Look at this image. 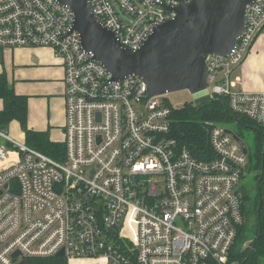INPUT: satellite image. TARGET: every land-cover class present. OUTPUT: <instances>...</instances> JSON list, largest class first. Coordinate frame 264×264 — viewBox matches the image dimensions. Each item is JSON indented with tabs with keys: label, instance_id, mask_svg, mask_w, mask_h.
Listing matches in <instances>:
<instances>
[{
	"label": "built area",
	"instance_id": "2783aa9c",
	"mask_svg": "<svg viewBox=\"0 0 264 264\" xmlns=\"http://www.w3.org/2000/svg\"><path fill=\"white\" fill-rule=\"evenodd\" d=\"M88 1L121 47L136 51L191 0ZM74 24V10L58 0H0V48L49 47L61 60L66 117L60 158L0 130V264L55 257L233 264L248 149L213 123V155L195 157L172 136L176 106L167 95L150 96L139 76L113 80ZM261 35L264 0H254L232 52L208 55L204 94L226 97L264 136V89L246 90L241 76L232 78Z\"/></svg>",
	"mask_w": 264,
	"mask_h": 264
},
{
	"label": "water",
	"instance_id": "95a60500",
	"mask_svg": "<svg viewBox=\"0 0 264 264\" xmlns=\"http://www.w3.org/2000/svg\"><path fill=\"white\" fill-rule=\"evenodd\" d=\"M58 1L74 10V29L80 35L82 46L95 54L113 80L139 76L145 81L150 96L186 90L199 104L212 100L204 94L208 84V55L232 52L245 31L247 6L254 0L180 1L174 9L175 18L157 25L136 51L121 47L115 34L93 17L88 0ZM237 122L240 121L237 119ZM236 138L247 152V146ZM259 199L258 211L263 206L261 192ZM18 255L16 252L13 256ZM63 255V251L58 254Z\"/></svg>",
	"mask_w": 264,
	"mask_h": 264
},
{
	"label": "trees",
	"instance_id": "16d2710c",
	"mask_svg": "<svg viewBox=\"0 0 264 264\" xmlns=\"http://www.w3.org/2000/svg\"><path fill=\"white\" fill-rule=\"evenodd\" d=\"M0 99L4 103L3 109L0 110V130L8 129L13 121H17L30 146L52 157L60 158L64 155L63 142L52 141L48 131H36L29 127L28 97L16 93L14 87L8 82L5 72L0 73ZM171 118L172 136L177 139L180 146L187 147L195 157L201 159L213 155L209 140L211 124L234 123L236 128H243L250 124L259 128L249 118L232 111L226 97H217L199 104L194 101L186 102L183 106L173 109ZM237 119L240 122H237ZM250 153L253 162L249 165V170L254 172L259 166V160L256 161L255 158H260L261 148ZM254 177L253 187H243L242 190L245 222L238 232L230 256L231 260H236L239 264H264V205L258 211L259 193L264 192V185L263 182L259 183V173ZM253 218L256 221L254 229L250 223ZM66 261L61 257L38 258L29 259L28 264H66Z\"/></svg>",
	"mask_w": 264,
	"mask_h": 264
},
{
	"label": "crops",
	"instance_id": "0c3cea01",
	"mask_svg": "<svg viewBox=\"0 0 264 264\" xmlns=\"http://www.w3.org/2000/svg\"><path fill=\"white\" fill-rule=\"evenodd\" d=\"M255 42L251 53L239 67L264 69V41L261 47ZM5 72L16 93L28 97V125L36 131H48L50 139L64 142V66L49 47L0 48V73ZM264 89V85L259 90ZM4 103L0 99V110ZM18 125L19 136L25 138L20 124L13 121L9 128ZM61 134V135H60ZM53 137H52V136ZM55 137V138H54ZM66 264H108L105 258H73Z\"/></svg>",
	"mask_w": 264,
	"mask_h": 264
},
{
	"label": "rangeland",
	"instance_id": "374dc122",
	"mask_svg": "<svg viewBox=\"0 0 264 264\" xmlns=\"http://www.w3.org/2000/svg\"><path fill=\"white\" fill-rule=\"evenodd\" d=\"M263 41H264L263 35L259 36L257 38L256 45L258 47H261ZM235 76H241L242 77V79L244 81L243 88L246 90H249V91L259 90L261 88V86L264 85V69L262 67L257 68L256 66L253 67L252 65H250V67L248 69L242 70V69L238 68L232 74V78H234ZM167 97H168L169 101L172 102V104H174L176 107L183 106L186 102H191L194 99L193 95L186 90L170 93L167 95ZM223 126L232 130V131L234 128H236V124H234V123H228V124H225ZM4 131L8 132L9 134L14 136L15 138L23 139L19 136L20 130L18 129V125H14V127L12 125L10 128L4 129ZM0 142H4V140L0 139ZM245 142L250 144V142H247L246 140H245ZM261 151H262V149H261ZM257 169H259V167ZM257 174L255 173V171L253 172V171L249 170V174L245 178L242 179V182L240 185H243V187L252 188L253 184H254V181H253V179L255 178L254 176H256ZM259 183H260V179H259ZM259 203H260V200H259ZM251 221L252 222H250V223L252 224V227H253L255 225L256 221L254 220V218ZM253 229H254V227H253ZM233 261H234L233 264H239L238 261H236V260H233Z\"/></svg>",
	"mask_w": 264,
	"mask_h": 264
},
{
	"label": "flooded vegetation",
	"instance_id": "af4514ba",
	"mask_svg": "<svg viewBox=\"0 0 264 264\" xmlns=\"http://www.w3.org/2000/svg\"><path fill=\"white\" fill-rule=\"evenodd\" d=\"M233 131L237 134L239 139H241V141L247 146L250 156L251 151L255 152V150H259L260 148L262 149L260 158H255V160H259L258 167H260L262 176H264V136L261 130L254 125L247 124L243 126V128H234ZM245 140L247 142H250V144L246 143ZM251 162H253L252 159ZM255 173H258V169L255 171Z\"/></svg>",
	"mask_w": 264,
	"mask_h": 264
}]
</instances>
